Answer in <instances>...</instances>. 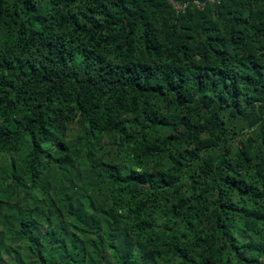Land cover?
Masks as SVG:
<instances>
[{
    "label": "trees",
    "instance_id": "1",
    "mask_svg": "<svg viewBox=\"0 0 264 264\" xmlns=\"http://www.w3.org/2000/svg\"><path fill=\"white\" fill-rule=\"evenodd\" d=\"M0 264H264V0H0Z\"/></svg>",
    "mask_w": 264,
    "mask_h": 264
},
{
    "label": "built area",
    "instance_id": "2",
    "mask_svg": "<svg viewBox=\"0 0 264 264\" xmlns=\"http://www.w3.org/2000/svg\"><path fill=\"white\" fill-rule=\"evenodd\" d=\"M168 3L172 6L177 12H185L187 8L192 5L198 10H203L208 4H218L222 0H167Z\"/></svg>",
    "mask_w": 264,
    "mask_h": 264
}]
</instances>
